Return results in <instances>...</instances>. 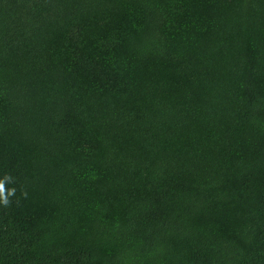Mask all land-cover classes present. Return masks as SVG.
<instances>
[{
	"label": "trees",
	"instance_id": "obj_1",
	"mask_svg": "<svg viewBox=\"0 0 264 264\" xmlns=\"http://www.w3.org/2000/svg\"><path fill=\"white\" fill-rule=\"evenodd\" d=\"M5 174L0 264H233V0H0Z\"/></svg>",
	"mask_w": 264,
	"mask_h": 264
},
{
	"label": "clouds",
	"instance_id": "obj_2",
	"mask_svg": "<svg viewBox=\"0 0 264 264\" xmlns=\"http://www.w3.org/2000/svg\"><path fill=\"white\" fill-rule=\"evenodd\" d=\"M13 182V177L9 174H5L3 179H0V205L3 207L7 208L11 206V200L10 198L16 195V188H7L6 184L7 183H12ZM22 197H27V192L22 191L21 192Z\"/></svg>",
	"mask_w": 264,
	"mask_h": 264
}]
</instances>
